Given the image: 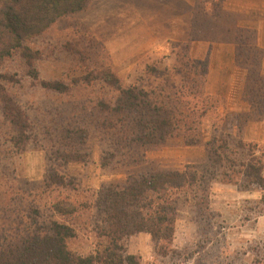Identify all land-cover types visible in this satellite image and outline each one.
Instances as JSON below:
<instances>
[{
    "label": "trees",
    "instance_id": "16d2710c",
    "mask_svg": "<svg viewBox=\"0 0 264 264\" xmlns=\"http://www.w3.org/2000/svg\"><path fill=\"white\" fill-rule=\"evenodd\" d=\"M95 1L0 0V128L18 151L32 141L36 118L19 104L11 85L26 80L41 82L33 40L63 19L88 10ZM222 1L198 0L197 4L205 10L212 4V9L202 12L212 16L219 36L231 38L235 44L236 64L246 71L242 101L248 110L238 113L235 123L228 112H220L226 107L225 100L206 92L209 60L190 61L178 52L181 59L176 73L187 76L180 81L166 80L155 95L120 86L112 70L102 67L90 85L101 84L114 94H110L109 103L96 106L99 111L90 122L72 113V120L59 131L58 145L52 147L54 156L48 157L43 180L46 190L54 185L75 188L76 178L68 166L73 158L83 157L77 146L88 144L90 124L104 130L111 141L101 168L108 175H124L125 179L105 182L96 192L90 208L95 249L86 255L71 249L70 243L77 236L71 221L80 208L66 197L53 205L54 218L41 222L35 210L30 223L1 229L0 264H141L140 256L129 253L127 242L142 233L150 235L156 258H179L174 240L181 200L198 209L196 220L207 222L208 195L214 182L236 185L243 192H260L262 198L254 202V208L264 216V146L246 136L250 125L264 122V48L258 46L256 31L240 29L231 21L217 22V16L224 15ZM42 86L67 94L64 83ZM103 111H109L110 117L102 120ZM77 121L85 125L74 131L71 125ZM206 124L212 134L205 143V159L199 164L170 170L140 167L151 150L171 143L202 145ZM54 126L57 129L58 123ZM68 148L71 152H66ZM254 254L253 260L245 257L242 264H264V256Z\"/></svg>",
    "mask_w": 264,
    "mask_h": 264
},
{
    "label": "rangeland",
    "instance_id": "374dc122",
    "mask_svg": "<svg viewBox=\"0 0 264 264\" xmlns=\"http://www.w3.org/2000/svg\"><path fill=\"white\" fill-rule=\"evenodd\" d=\"M197 1L191 17L190 12L185 14L188 6L184 2L181 11L178 10L180 0H96L88 10L63 19L33 40L41 82L26 80L11 85L19 104L36 118L33 139L24 150L18 151L0 128V231L20 222L30 223L35 210L39 211L41 222L54 218L53 205L69 197L80 208L71 221L77 235L70 243L71 249L84 255L95 249L97 240L90 224V208L96 192L105 182L125 179L124 175H108L101 168L111 140L102 128L90 124L88 144L77 146L83 157L73 158L68 166L69 173L76 178L75 188L54 185L46 190L43 180L48 157L54 156L52 147L58 145L55 141H59V131L72 120V113L83 115L90 122L99 111L96 106L101 108V104L109 103L114 91L101 84L94 86L95 82L90 85L102 67L112 70L120 86L144 89L155 95L166 85V80L180 81L187 76L176 73L180 61L178 52L190 61L208 60V57L192 56V42L195 39L220 41L219 30L212 16L205 15L204 6L200 7ZM222 6L224 15L217 16V22L235 23L224 10V0ZM206 9H212V4L208 3ZM179 12L187 18L186 23L192 30L187 40L177 39L175 30L183 28ZM54 82L64 83L67 94L60 95L42 86V83ZM206 92L219 97L209 94L207 86ZM222 111H226L223 106ZM107 113L103 111L102 120L110 117L111 113ZM238 113H229L233 123ZM84 125L72 122L71 128L78 131ZM256 126L251 133L254 139L258 137ZM202 133V145L185 147L171 143L151 150L140 167L170 170L199 164L205 159V143L211 137V126L206 124ZM210 188V210L202 209L209 213L207 222L196 220L198 209L181 200L174 240L179 258H156L150 235L143 233L129 239V253L140 256L141 264H242L245 257L251 256L253 260L254 253L264 256V216L254 208V202L260 201L262 194L243 192L236 185L220 182L212 183ZM60 221L63 220L60 218Z\"/></svg>",
    "mask_w": 264,
    "mask_h": 264
},
{
    "label": "crops",
    "instance_id": "0c3cea01",
    "mask_svg": "<svg viewBox=\"0 0 264 264\" xmlns=\"http://www.w3.org/2000/svg\"><path fill=\"white\" fill-rule=\"evenodd\" d=\"M183 2L188 6V11L185 14L188 15L190 12L192 17L195 0H180L177 5L179 11L182 9ZM224 10L231 15L238 28L256 31L258 46L264 48V0H224ZM178 19L183 21V28L175 30L177 39L179 41L187 40L192 34V30L189 29L185 20L187 18L179 12ZM219 38L220 41L217 42L195 39L192 42L191 54L198 59L208 57V93L225 100L226 112L233 114L247 111L248 106L242 101L246 71L236 64V48L232 39L223 40L224 37L221 36ZM262 73L264 75V61ZM257 125L255 128L258 137L252 138L251 133L254 129L253 126H255L253 124L246 131L247 139L264 144L262 133L264 132V123Z\"/></svg>",
    "mask_w": 264,
    "mask_h": 264
}]
</instances>
